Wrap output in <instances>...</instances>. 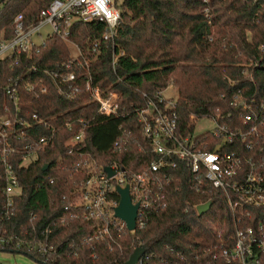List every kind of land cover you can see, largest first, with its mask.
Returning a JSON list of instances; mask_svg holds the SVG:
<instances>
[{
	"label": "trees",
	"instance_id": "trees-1",
	"mask_svg": "<svg viewBox=\"0 0 264 264\" xmlns=\"http://www.w3.org/2000/svg\"><path fill=\"white\" fill-rule=\"evenodd\" d=\"M50 1L0 0V40L12 37L17 14L23 15L26 26L33 25ZM114 6L120 19L108 42L101 39L103 24L74 22L67 41L50 36L38 52L19 56L17 65L7 59L0 62V122L10 119L17 132L7 138L14 151L6 161L21 189L9 214L3 210L0 184V252L44 263L37 259L35 246L30 250L24 243L34 239L55 248L45 264H124L139 245L145 247L141 264H228L222 252L233 246L231 211L219 194L191 191L189 174L179 172L181 165L176 172L179 190L169 192L166 209L148 212L144 227L133 232L113 231L109 247L101 242L80 244L96 228L95 221L61 223L60 218L72 213L64 207L69 208L72 191L88 178L83 170H75L80 157L88 155L104 166L114 142L122 137L135 172L153 160L135 111L145 105V97L173 87L180 129L189 121L240 118L241 110L231 105L235 93L264 92V0H114ZM76 49L86 70L72 65L81 78V92L67 99L57 94V83L46 72L57 70ZM250 61L257 66L248 67ZM89 77L104 95L118 94V117L98 114L97 104L85 92ZM17 79L22 82L15 116L4 88ZM23 83L37 84L35 92H26ZM41 85L44 94L38 92ZM80 128L83 140L68 147L65 143ZM40 139L47 143L23 161L29 146ZM3 148L0 143V155ZM206 200L213 205L200 216L194 206ZM250 211V226L261 224L264 229V209ZM259 264H264V255Z\"/></svg>",
	"mask_w": 264,
	"mask_h": 264
},
{
	"label": "built area",
	"instance_id": "built-area-1",
	"mask_svg": "<svg viewBox=\"0 0 264 264\" xmlns=\"http://www.w3.org/2000/svg\"><path fill=\"white\" fill-rule=\"evenodd\" d=\"M39 12L37 20L30 26L25 25L22 14L16 15L12 23V37L0 40V62L7 59L14 63L13 66L17 65L19 56L30 57L32 53L38 52L39 48L44 46L45 39L50 36L55 35L67 41L70 26L74 22L103 24L105 30L101 39L108 42L115 36L120 19L114 0H51ZM113 17L114 24L110 23ZM46 28L48 31L45 32L44 38H41V32ZM36 36L40 38L39 41L35 40ZM96 47L97 45L93 46V51ZM80 57L81 53L76 49L72 58L60 64L57 70L46 72L49 78L56 81L57 94L67 99H73L81 92V78L72 69V65H75L77 70H86V64L79 61ZM112 60L114 65L116 56H113ZM251 65L257 66L250 61L248 67ZM34 69L32 68L33 71ZM243 73L247 74L246 71ZM20 82L22 81L17 79L4 88L5 96L15 108V116L21 100L18 90ZM23 84L26 92H35L37 84ZM38 87L39 93H46L45 86ZM85 92L90 94L97 104L100 116H119L117 93L111 91L104 95L91 84L90 77L85 83ZM163 94V91H158L150 97H145V105L135 109L141 134L148 143V152L153 156V160L146 168L135 172L131 159L125 155L127 139L122 137L114 142L104 166L96 165L88 155L80 157L75 164V170H83L88 178L72 191L71 194L75 197L71 200L69 208L64 207V211L72 209V213H64L60 222L95 221L96 228L89 236L83 238L80 244L89 246L101 242L109 247L108 239H111L113 231L127 230L124 222L114 217V208L120 200L116 188H128L132 205H138L136 229L142 228L145 215L151 211L166 209L169 192L179 190L180 179L176 172L180 169L178 165H181L179 172L182 175L185 172L189 174L191 191L203 196L217 193L223 197L231 211L234 241L230 249H224L222 252L226 262L259 264L264 255V229L261 224L250 226L248 221L252 218L250 210L264 209V92H255L250 96H243L241 92L235 93L231 105L241 110L240 118L230 119L228 115L227 119H207L214 123V128L199 135L194 134V121H189L184 129L179 128L174 102L166 100ZM31 117L33 120L37 119L35 114ZM16 134L10 119L0 122V143L4 147L0 155V184L2 183V193L5 196L3 210L9 214L13 213L14 198L21 193L19 181L6 161L14 151L8 148L7 138ZM84 134V128H80L65 144L68 147L79 144ZM46 143V139H40L30 145L23 161H28L33 149ZM105 168L109 169L112 176H108ZM208 201L210 200L195 205V209ZM24 243L30 245V250L35 246L39 255L37 259L44 264L48 262L49 255L55 253L53 246L40 240L35 242L32 239ZM17 248L19 249L20 245H17ZM141 261L140 258L139 264Z\"/></svg>",
	"mask_w": 264,
	"mask_h": 264
},
{
	"label": "water",
	"instance_id": "water-1",
	"mask_svg": "<svg viewBox=\"0 0 264 264\" xmlns=\"http://www.w3.org/2000/svg\"><path fill=\"white\" fill-rule=\"evenodd\" d=\"M47 168L44 166L43 170ZM108 176H112V173L108 168L104 169ZM116 192L119 194L120 200L118 206L115 209L114 217L121 222L123 221L127 230L133 232L136 229L135 220L138 213V205H132L129 196L128 188L123 189L116 188ZM212 202L208 201L204 205L197 206L198 215H204L210 210ZM145 253V247L139 246L134 249V251L128 257V260L124 264H139L141 256Z\"/></svg>",
	"mask_w": 264,
	"mask_h": 264
},
{
	"label": "rangeland",
	"instance_id": "rangeland-1",
	"mask_svg": "<svg viewBox=\"0 0 264 264\" xmlns=\"http://www.w3.org/2000/svg\"><path fill=\"white\" fill-rule=\"evenodd\" d=\"M48 31V28L44 29L41 32V38H44L45 32ZM35 40L39 41L40 38L37 36L35 37ZM163 96L166 100L175 101L177 99V91L173 87H168V89L163 91ZM195 124V130L194 134L199 135L202 134L205 130H212L214 128V123L207 119L197 120L194 121ZM0 262L3 264H44L39 263L37 261H34L29 256H26L25 254L21 253H12V252H6L1 253L0 252Z\"/></svg>",
	"mask_w": 264,
	"mask_h": 264
},
{
	"label": "clouds",
	"instance_id": "clouds-1",
	"mask_svg": "<svg viewBox=\"0 0 264 264\" xmlns=\"http://www.w3.org/2000/svg\"><path fill=\"white\" fill-rule=\"evenodd\" d=\"M110 23H115V18L113 17L112 20H110Z\"/></svg>",
	"mask_w": 264,
	"mask_h": 264
}]
</instances>
